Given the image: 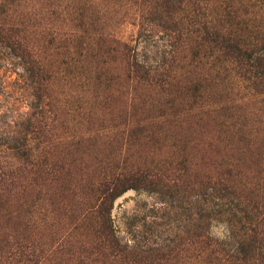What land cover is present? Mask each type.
Returning <instances> with one entry per match:
<instances>
[{"label": "rangeland", "instance_id": "374dc122", "mask_svg": "<svg viewBox=\"0 0 264 264\" xmlns=\"http://www.w3.org/2000/svg\"><path fill=\"white\" fill-rule=\"evenodd\" d=\"M257 2L209 0L208 8L213 17L224 7L240 16ZM154 7L0 0V139L11 140L19 115L43 111L61 168L57 182L38 190L27 231L53 252L48 264L84 256L90 264H229L224 257L245 249L264 255V239L255 236L264 232V94L220 69L197 35L168 37ZM123 43L158 75L144 81L131 73ZM139 170L161 181L134 184L114 199L113 254L123 255L115 258L76 219L106 173ZM11 204L12 217L27 210Z\"/></svg>", "mask_w": 264, "mask_h": 264}, {"label": "trees", "instance_id": "16d2710c", "mask_svg": "<svg viewBox=\"0 0 264 264\" xmlns=\"http://www.w3.org/2000/svg\"><path fill=\"white\" fill-rule=\"evenodd\" d=\"M143 1L153 4V9L157 8L155 12H160L157 15L161 22L159 25L169 32L168 37L171 38L180 30L186 37L197 35L199 48L206 49L220 69L236 73L256 93L264 94V17L257 16L264 0L261 3L255 0L258 2L250 5L251 11L240 16L225 7H219L214 17L209 12V0ZM257 18H260L258 23ZM139 28L142 29V25ZM122 46L127 69L135 75H141L142 80L150 81L156 70L153 72L145 68L130 56L132 50L127 44L123 43ZM154 75H158V72ZM49 116L43 111L19 115L21 122L14 126L18 131H13L15 133L11 140L0 139V264H48L52 258L50 249L41 251L27 234L32 228L29 223L30 211L37 206L38 190L47 182H57L61 174V168L53 161L50 152L52 127ZM160 181L157 173L146 171L139 170L131 174L108 172L96 186L92 204L89 203V208L78 215L76 222L95 235L96 246L102 252H109L116 258L121 254H113L117 247L110 219L114 199L134 184L154 186ZM13 199L22 201L15 211L18 212L22 206L27 208L23 214L17 213L16 217H12L9 209ZM245 224L250 225V228L253 226L248 216L245 217ZM258 225L253 227L257 229ZM255 236H261L260 241L264 239V232L257 229ZM204 240L202 244H207ZM62 246L61 242L58 247ZM102 252L97 253L102 255ZM248 252L251 251L245 249L240 251L239 257L230 259L231 256H227L223 260L229 264L264 262L263 252L259 248L252 255H248ZM90 255L92 253L88 252ZM86 259L88 257L84 256L79 264H90Z\"/></svg>", "mask_w": 264, "mask_h": 264}]
</instances>
